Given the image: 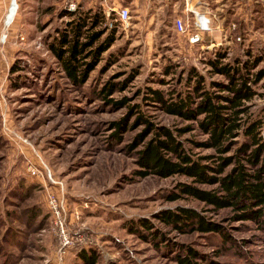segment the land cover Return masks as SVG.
<instances>
[{
	"label": "rangeland",
	"instance_id": "1",
	"mask_svg": "<svg viewBox=\"0 0 264 264\" xmlns=\"http://www.w3.org/2000/svg\"><path fill=\"white\" fill-rule=\"evenodd\" d=\"M54 1L22 0L9 31L8 27L0 31V37L8 34L1 61L0 264H89L80 255L86 250L95 253V264H180L177 255L188 247L198 253L197 264H264L262 225L192 196L169 200L171 193H180V183L192 180L182 175L142 176L137 164L142 142L136 141L144 131L145 141L152 137L137 121L141 113L157 125L190 126L182 139L199 155L215 153L191 143L207 139L195 121L169 114L150 102L147 93L149 88L189 91L187 76L193 69L214 90L212 81H227L211 71L209 59L217 52L227 53L226 62L260 57L253 71L264 69V23L250 32L228 13L224 19L221 11L216 18L218 32L205 31L191 43L194 12L186 14L191 25L188 35L179 34L175 21L183 15L181 5L170 8L161 0L150 4L125 0L120 6L130 8V20L118 21L115 42L79 86L48 48L58 28L71 19L60 12L74 11L78 4ZM118 4L107 7L99 2L95 8L105 11ZM14 64L17 70L12 73ZM111 83L116 88L109 96L113 102L108 103L97 93ZM253 88L257 95L249 102L251 110L264 118V77ZM125 98L126 104H116ZM123 119L125 127L115 136L113 123ZM195 185L204 190L216 187ZM49 192L59 197L68 228L82 233L83 242L59 249ZM178 207L193 208L221 224L230 239L219 233L179 231L156 217L161 210ZM141 218L151 221L157 240L141 227L140 233L131 230Z\"/></svg>",
	"mask_w": 264,
	"mask_h": 264
},
{
	"label": "trees",
	"instance_id": "2",
	"mask_svg": "<svg viewBox=\"0 0 264 264\" xmlns=\"http://www.w3.org/2000/svg\"><path fill=\"white\" fill-rule=\"evenodd\" d=\"M66 1L69 4L72 0ZM60 15L71 19L66 26L58 28L48 48L61 63L66 76L73 83L84 85L101 54L115 42L118 24L109 27L103 8H84L82 4H78L74 11L63 9ZM226 58L227 53L217 52L209 59L211 71L227 79L225 82L212 81L214 90L208 89L205 77L193 69L187 76V83L192 84L189 91L164 93L160 89L149 88L147 93L150 102L160 105L169 114L195 121L207 139L200 142L190 140L191 143L214 149L215 153L199 155L194 146L182 139L186 130H192L190 126L175 129L157 125L140 113L137 121L147 127L152 137L145 141V131L137 136L136 141L142 142L141 149L137 151L138 172L142 176H186L192 183H180V193H171L169 200H177L183 195L192 196L216 209L231 208L236 218L253 220L264 227V118L257 117L249 104L257 95L253 85L262 80L264 69L253 71L261 61L260 57L236 62H226ZM16 66L11 67L12 73L17 70ZM114 88L115 84L105 85L97 94L112 103L109 96ZM126 103L125 98L116 104ZM125 120L113 123L117 128L115 136H119L125 127ZM233 146L234 152L226 155ZM229 165L233 167L226 171ZM195 184L216 187L204 190ZM156 217L179 231L219 233L230 239L221 224L208 220L190 207L164 209ZM130 227L134 232L140 233L141 227L155 235L151 221L146 218L139 219ZM153 240L157 238L153 236ZM183 251L177 255L180 264H197L195 258L198 253L194 249L188 247ZM94 254L87 250L80 252L82 259L89 264L96 263Z\"/></svg>",
	"mask_w": 264,
	"mask_h": 264
},
{
	"label": "crops",
	"instance_id": "3",
	"mask_svg": "<svg viewBox=\"0 0 264 264\" xmlns=\"http://www.w3.org/2000/svg\"><path fill=\"white\" fill-rule=\"evenodd\" d=\"M14 1L17 3V10L19 11V8L21 9L22 0H0V31L1 29L6 28L5 25L6 15L7 13L10 12L11 8L13 7ZM37 1H41V0H37ZM55 1H61V0H55ZM73 1H76L77 4H82L85 7L95 8V5L98 4L99 2L109 7L110 3L111 4L119 3L118 5L120 6L121 2L125 0H72L71 2ZM133 1L135 2L139 0H133ZM191 1L194 2V6L196 10H198L200 13L204 14L207 18L210 19V25H209L210 30L214 31L215 33L218 32L217 31L218 28L216 27V18L217 15L221 17V11H222V17L224 19L227 17L226 15L228 13L229 16L236 18L237 20L236 22L240 27L248 28L250 32L253 31V29L256 27L257 24L262 23L261 26H263L264 23V0H191ZM140 2L145 4L148 3L150 4V3H156L157 0H140ZM161 2L163 3V4L161 3L163 7L164 5L170 8L172 5L178 7H180L181 5L182 8L179 11L183 13V15L177 13L178 14L177 17L180 16L186 18V14L188 13V10L186 9V3H188V0H161ZM17 10L13 18L10 21H7L8 23L14 21L15 16L17 14ZM230 10L232 11L230 12ZM260 18L261 20L262 19L263 20L261 21ZM201 20L204 21L203 17L201 18ZM9 28L10 27L7 28L8 31Z\"/></svg>",
	"mask_w": 264,
	"mask_h": 264
},
{
	"label": "built area",
	"instance_id": "4",
	"mask_svg": "<svg viewBox=\"0 0 264 264\" xmlns=\"http://www.w3.org/2000/svg\"><path fill=\"white\" fill-rule=\"evenodd\" d=\"M189 2L190 0H188V3H186V9L188 10V12L190 11L195 13V19L192 24V29H194V32L190 35L187 34L191 25L188 19L184 17L179 16L176 18L175 27L179 34L188 35V39L190 40L191 43H197L203 36V32L210 30V26H209L210 19L207 18L204 14L197 11L193 6H192L193 8H191ZM70 8L75 9L74 4H71ZM115 12L117 14L116 18L113 17ZM105 15H106V23L108 24L109 27H112L114 23L118 24V21H120L121 23L128 22L131 18V10L127 6H120L118 8H109L105 10ZM202 17L204 21L201 20ZM7 27L9 26L6 25V28ZM7 38H8V34L6 32L5 34L2 35V37H0V97L3 96V85L1 82V61L3 58L2 55L4 54L2 49L7 42ZM47 203L51 211V214L53 216L55 229L58 235L59 249L62 250L65 248H69L71 246L79 244L80 242H83L84 236L82 233H71L70 229L68 228L67 217L65 215V208L59 197L54 192L48 193Z\"/></svg>",
	"mask_w": 264,
	"mask_h": 264
},
{
	"label": "bare ground",
	"instance_id": "5",
	"mask_svg": "<svg viewBox=\"0 0 264 264\" xmlns=\"http://www.w3.org/2000/svg\"><path fill=\"white\" fill-rule=\"evenodd\" d=\"M14 3V2H13ZM16 10H17V3H14L13 4V7L11 8V10H10V12L9 13H7V16H6V19H5V23H6V25L7 26H10L11 25V23L13 22H7V21H10L12 18H13V16H14V14H15V12H16ZM17 12H18V10H17Z\"/></svg>",
	"mask_w": 264,
	"mask_h": 264
},
{
	"label": "water",
	"instance_id": "6",
	"mask_svg": "<svg viewBox=\"0 0 264 264\" xmlns=\"http://www.w3.org/2000/svg\"><path fill=\"white\" fill-rule=\"evenodd\" d=\"M14 3H16V2L14 1Z\"/></svg>",
	"mask_w": 264,
	"mask_h": 264
}]
</instances>
